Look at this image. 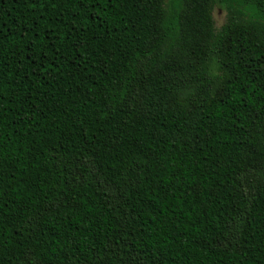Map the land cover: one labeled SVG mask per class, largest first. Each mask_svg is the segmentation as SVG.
<instances>
[{
	"label": "trees",
	"instance_id": "obj_1",
	"mask_svg": "<svg viewBox=\"0 0 264 264\" xmlns=\"http://www.w3.org/2000/svg\"><path fill=\"white\" fill-rule=\"evenodd\" d=\"M0 264H264V0H0Z\"/></svg>",
	"mask_w": 264,
	"mask_h": 264
},
{
	"label": "rangeland",
	"instance_id": "obj_2",
	"mask_svg": "<svg viewBox=\"0 0 264 264\" xmlns=\"http://www.w3.org/2000/svg\"><path fill=\"white\" fill-rule=\"evenodd\" d=\"M215 28L219 30L226 22V11L221 8H215L214 13Z\"/></svg>",
	"mask_w": 264,
	"mask_h": 264
}]
</instances>
